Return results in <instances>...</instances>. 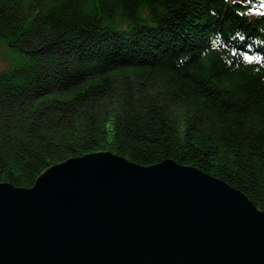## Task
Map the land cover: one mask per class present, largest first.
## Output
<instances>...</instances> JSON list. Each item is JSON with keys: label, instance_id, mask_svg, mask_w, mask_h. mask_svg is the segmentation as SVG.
Here are the masks:
<instances>
[{"label": "trees", "instance_id": "trees-1", "mask_svg": "<svg viewBox=\"0 0 264 264\" xmlns=\"http://www.w3.org/2000/svg\"><path fill=\"white\" fill-rule=\"evenodd\" d=\"M261 2L0 0V183L111 152L196 167L264 211Z\"/></svg>", "mask_w": 264, "mask_h": 264}, {"label": "water", "instance_id": "water-1", "mask_svg": "<svg viewBox=\"0 0 264 264\" xmlns=\"http://www.w3.org/2000/svg\"><path fill=\"white\" fill-rule=\"evenodd\" d=\"M0 264H264V212L191 166L92 153L0 183Z\"/></svg>", "mask_w": 264, "mask_h": 264}, {"label": "rangeland", "instance_id": "rangeland-1", "mask_svg": "<svg viewBox=\"0 0 264 264\" xmlns=\"http://www.w3.org/2000/svg\"><path fill=\"white\" fill-rule=\"evenodd\" d=\"M10 57H9V55H8V53L4 50V48L2 47V46H0V71H2V70H5V69H7L8 68V66H9V63H10ZM169 160H171V159H169ZM172 161H174V160H172ZM176 162V161H175ZM177 163V162H176ZM178 165H180V166H185V165H181L180 163H177ZM152 166H155V165H152ZM188 166V165H187ZM145 167H150V166H145ZM192 167V166H191ZM193 168H196V167H193ZM196 169H198V168H196ZM198 171H200L199 169H198ZM43 172V171H42ZM41 172V173H42ZM202 172V171H201ZM39 177V176H38ZM37 177V178H38ZM215 179H217V177H215ZM218 180H221V179H219L218 178ZM222 182H224L223 180H221ZM225 184H227V185H229L228 183H226V182H224ZM230 186V185H229ZM231 188L232 189H235L234 187H232L231 186ZM236 190H238V189H236ZM240 191V190H239ZM241 192V191H240ZM242 194H244L243 192H241ZM245 195V194H244ZM246 196V195H245ZM247 197V196H246ZM254 204V203H253ZM255 205V204H254ZM257 206V205H256ZM259 210H261L259 207H257ZM262 212H264L263 210H261Z\"/></svg>", "mask_w": 264, "mask_h": 264}, {"label": "bare ground", "instance_id": "bare-ground-1", "mask_svg": "<svg viewBox=\"0 0 264 264\" xmlns=\"http://www.w3.org/2000/svg\"><path fill=\"white\" fill-rule=\"evenodd\" d=\"M245 1H250V0H245ZM251 7L254 9V8H256V4H251ZM258 8H259V6H258ZM261 35V37H258L257 38V40H261L263 43H264V33H261L260 34ZM251 43H252V40H251ZM264 45V44H263ZM249 51H250V49H249ZM249 55H251V56H253V55H256L255 53H250ZM96 153H99V152H95L94 154H96ZM92 154V153H91ZM85 155H83V156H79V157H76V158H83ZM71 159V158H70ZM126 159V158H125ZM69 160V159H68ZM127 160V159H126ZM129 161V160H128ZM131 162V161H130ZM131 163H133V162H131ZM135 164V163H134ZM57 165V164H56ZM138 165V164H137ZM185 166H187V165H185ZM202 174H204V175H210V174H208V173H205V172H202ZM211 177H213V178H215L214 176H212V175H210V178ZM218 179V178H217ZM36 182V181H35ZM11 184V183H10ZM14 186V185H13ZM16 187V186H15ZM32 187H34V186H32ZM31 187V188H32ZM231 187V186H230ZM16 188H19V187H16ZM22 189H29V188H22ZM236 189V188H235ZM248 198V197H247ZM249 199V198H248Z\"/></svg>", "mask_w": 264, "mask_h": 264}, {"label": "snow or ice", "instance_id": "snow-or-ice-1", "mask_svg": "<svg viewBox=\"0 0 264 264\" xmlns=\"http://www.w3.org/2000/svg\"><path fill=\"white\" fill-rule=\"evenodd\" d=\"M251 11H252L255 15H258V16H261V17H264V2H261V3H260L259 8L251 9ZM245 59H248L249 61H253V60H252V56H251V55H248V54H245Z\"/></svg>", "mask_w": 264, "mask_h": 264}]
</instances>
